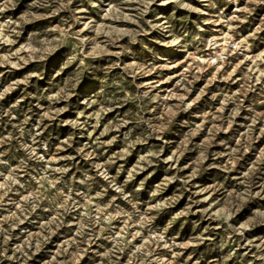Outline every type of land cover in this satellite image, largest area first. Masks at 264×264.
<instances>
[{
	"label": "rangeland",
	"instance_id": "1",
	"mask_svg": "<svg viewBox=\"0 0 264 264\" xmlns=\"http://www.w3.org/2000/svg\"><path fill=\"white\" fill-rule=\"evenodd\" d=\"M0 95V264H264V0H8Z\"/></svg>",
	"mask_w": 264,
	"mask_h": 264
},
{
	"label": "clouds",
	"instance_id": "2",
	"mask_svg": "<svg viewBox=\"0 0 264 264\" xmlns=\"http://www.w3.org/2000/svg\"><path fill=\"white\" fill-rule=\"evenodd\" d=\"M38 2H39V0H38ZM68 2L70 3L71 0H68ZM7 3H8V0H4V4L3 5H0V11H3L4 10V7L7 5ZM184 6L185 7H190V5H184ZM133 42H135V41H133ZM52 51H54V49H52ZM73 59H75V57H73ZM0 98H2V95H0ZM73 126L74 127L76 126V124L74 122H73ZM157 207H162V205H157Z\"/></svg>",
	"mask_w": 264,
	"mask_h": 264
}]
</instances>
